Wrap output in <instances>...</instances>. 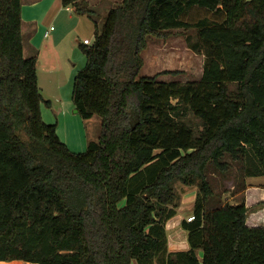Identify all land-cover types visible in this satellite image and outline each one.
I'll use <instances>...</instances> for the list:
<instances>
[{
	"label": "trees",
	"instance_id": "1",
	"mask_svg": "<svg viewBox=\"0 0 264 264\" xmlns=\"http://www.w3.org/2000/svg\"><path fill=\"white\" fill-rule=\"evenodd\" d=\"M78 1L63 4L95 16ZM22 7L0 0V261L264 264V226L248 224L245 198L223 202L207 171L226 177L238 163L236 192L264 176V0L111 7L95 21L94 42H79L87 63L72 99L83 119L101 118L99 138L84 152L43 118L42 104L52 102L39 86L37 56L24 54ZM180 28L197 30L186 40L205 55L202 77L141 75L150 37ZM187 112L199 129L183 119ZM177 182L198 185L199 194L195 219L182 221L189 248L170 251Z\"/></svg>",
	"mask_w": 264,
	"mask_h": 264
},
{
	"label": "rangeland",
	"instance_id": "2",
	"mask_svg": "<svg viewBox=\"0 0 264 264\" xmlns=\"http://www.w3.org/2000/svg\"><path fill=\"white\" fill-rule=\"evenodd\" d=\"M121 0H80L77 3L85 9L94 8L96 10L95 16L89 17L88 15L79 16L74 11L73 7L76 6L72 4V11L69 12L66 10V6L60 3L59 9L57 7V15L54 18L49 19V24L54 25V31L50 33L49 37L42 36L43 46H54V52H48L47 56L45 48L41 54L39 70H40V86L44 90L56 94L58 90L59 83L66 81V78H71L72 76V66L73 63L69 58L72 57L71 51L72 48L76 45L78 48V40L84 41L86 38L90 41V45L94 42L95 34V21H98L99 24L103 23L107 12L112 6L118 4ZM45 2H43L44 5ZM72 13L73 17H76L74 20H71L68 17V14ZM77 26V27H76ZM73 28H76L75 31ZM196 29H173L168 31V35L165 37L151 36L148 41V46L143 50L142 55L145 60V66L141 71V75H156L159 74V80L163 81H181L187 82L191 80H199L202 77L205 55L195 52L192 48L189 47V44L186 40L188 35H191L193 39L196 38ZM78 39V40H77ZM78 53L80 55L79 65L76 67V72L73 76L72 82H70L64 92L67 94L72 93L74 77L76 73L82 69L87 63V55L82 50L78 48ZM55 59H53V57ZM53 59L54 63H51ZM50 64L55 65V73H49ZM180 70L179 74H161L164 70ZM70 80V79H69ZM69 82V81H68ZM175 101V100H174ZM73 118L75 117L73 112H71ZM79 124L83 129V126L86 127L87 135L90 141H97L98 136L101 131V118L98 115H94L91 119L85 120L78 113ZM189 125L194 127V129L200 128V120L196 118L191 112H187L183 118ZM67 123V127H73V129H78V125H73ZM83 124V126H82ZM87 147L82 151H86ZM81 152V151H78ZM229 160L228 158H225ZM239 164L236 162L231 163V169L227 173L226 177H223L213 166H210L208 171L209 180L212 184V187L215 193L222 199L223 202L236 203L243 198L246 200V189L243 190L242 187L239 188V191L236 192L235 189V180L239 177L238 173ZM254 179L260 181H254V184H258L260 189L264 187V176H260ZM239 180V179H238ZM241 181V180H239ZM248 184V183H247ZM176 189L178 197L176 200L177 214H179L180 224L177 233L180 238V243L175 242V227L173 221L170 226H168V233L170 234L172 250L185 249L189 247L187 244L188 233L185 232V229L182 227V221L187 220L193 214V209L195 202L197 200L199 187L198 185H186L181 182L176 183ZM253 203L250 206L249 216L253 218L255 212L259 209L264 208V196L255 198ZM217 202V198H216ZM215 207V205L210 204L209 207ZM9 263V262H8ZM136 264V263H134Z\"/></svg>",
	"mask_w": 264,
	"mask_h": 264
},
{
	"label": "crops",
	"instance_id": "3",
	"mask_svg": "<svg viewBox=\"0 0 264 264\" xmlns=\"http://www.w3.org/2000/svg\"><path fill=\"white\" fill-rule=\"evenodd\" d=\"M43 2H45L44 5H43ZM22 3H23V7H22V18H23L22 31H23V36H24V54L26 57L37 56V58H38V63H37L38 78H39V86H40V70H39L40 67H39V64H40L41 54L45 48L47 49V52H45L46 56H47L48 52L53 53L55 50L54 46H51V47L43 46L42 36H43V34L45 36L46 31H48L51 26H54V25L49 24L48 21L50 18H54L57 15V13L59 12V11H57V7L59 9V5H60V3L63 4V0H22ZM73 9L76 12V16H77V14L79 16L83 15V14H79L76 11V7L75 8L73 7ZM66 10L71 12L72 11V4L66 6ZM68 17L71 20H74L76 18V17H73L72 13H69ZM73 29L75 31H77L76 28H73ZM49 36H50V34H49ZM49 36H47V37H49ZM86 39H88V38H86ZM94 39H95V34H94ZM79 42H83V41L78 40V46H79ZM78 48H80V46ZM78 48L76 47V45L72 48V51H71L72 57L69 58L70 61L73 63L72 73H71L72 76H71V78H70V76H69V78H66L65 82L59 83L60 85L58 86V90H57L56 94H53L51 92L44 90L43 88H41V86H40V88H41V91H42V94L44 95V97L46 99L51 100V102H52L51 107H48L44 103L42 104V114H43L44 120L48 123H56L57 124V132H58L60 138L68 145V147L71 150H73L75 152H78V151L82 152L88 146L90 140H89L88 135H87L86 127L83 126V124H82V126H83V129H82L80 124H79V119L77 116L78 111H76V108H75V105H74V102L72 99L73 94L72 93L67 94L66 92H64V89L66 88V86L70 82H72L73 76L76 72V67H77V65H79L80 55L78 53ZM55 57L56 56H54L53 59H55ZM53 59H51V57H50L51 63H54ZM48 69L50 71L49 72L50 74L55 73V70H56L55 65L50 64V67ZM74 79H75V77H74ZM72 92H73V88H72ZM71 112H73V114H75L74 118H73V116H71L72 115ZM67 123L68 124L71 123L74 126L79 124L78 129H73V127L68 128ZM98 138H99V136H98ZM254 178H257V177L247 178L248 187L246 189V196H247L246 197V203L249 207L253 203L254 195L256 196L255 198H259V197L264 196V187L263 188L260 187V189H259L258 184H254L255 183L254 181L255 180L260 181V180L254 179ZM260 182H262V181H260ZM178 216H179V214H176V216H174L173 218H171L168 221L167 232H168V228H169L168 226L171 225L172 221H173L172 224H174L175 228L177 226H179L180 220H179ZM247 222L250 226H264V208H261L257 212H255L253 215V218H250V216L248 215ZM175 231H176L175 242L179 244L180 238L177 236L178 235L177 233H180V232H178L179 231L178 228H176ZM185 232H187V231L185 230ZM187 238H188V236H187ZM168 239H169V250L175 251L173 249L172 250L170 249L171 240H170V234L169 233H168ZM186 243L188 244V239H187ZM188 248L186 247L185 249H179V250H186ZM0 264H37V263L26 262L23 260H14V261H10L9 263L7 261H0Z\"/></svg>",
	"mask_w": 264,
	"mask_h": 264
},
{
	"label": "built area",
	"instance_id": "4",
	"mask_svg": "<svg viewBox=\"0 0 264 264\" xmlns=\"http://www.w3.org/2000/svg\"><path fill=\"white\" fill-rule=\"evenodd\" d=\"M54 29H55L54 26H51V27L49 28V30L46 31L45 36H46V37L49 36V34L51 33V31H53ZM83 42H84L85 44H87V45H90V41H89L88 39L84 40ZM194 219H195V216H194V215H191L190 217L187 218L188 221H193Z\"/></svg>",
	"mask_w": 264,
	"mask_h": 264
},
{
	"label": "water",
	"instance_id": "5",
	"mask_svg": "<svg viewBox=\"0 0 264 264\" xmlns=\"http://www.w3.org/2000/svg\"><path fill=\"white\" fill-rule=\"evenodd\" d=\"M77 111V110H76Z\"/></svg>",
	"mask_w": 264,
	"mask_h": 264
}]
</instances>
